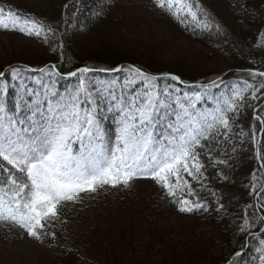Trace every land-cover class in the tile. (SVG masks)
I'll return each mask as SVG.
<instances>
[{"label":"snow or ice","instance_id":"6c2138e0","mask_svg":"<svg viewBox=\"0 0 264 264\" xmlns=\"http://www.w3.org/2000/svg\"><path fill=\"white\" fill-rule=\"evenodd\" d=\"M152 3L182 26L220 30L199 0ZM3 11L0 28L18 30L43 42L50 34L56 38L50 25L11 12L4 18ZM260 38L264 42V33ZM6 71L19 84H12L17 91L10 101L6 72L0 71V224L19 228L41 243L49 237L55 240L56 233L50 229L65 203H78L81 193H96L106 186L130 188L136 179L154 181L182 213L207 211L185 176L200 183L205 169L201 161L207 147L204 142L232 131L247 95L253 101L264 99L257 95L264 90V71L256 70L248 71L253 83L244 80L229 86L218 77L197 84L199 91L191 94H181L173 84L161 87V77L133 65L80 67L67 73L77 83L63 91L57 87V78L63 77L55 64L27 69L43 74L46 82L37 81L39 88L24 83L23 68ZM96 71L126 75L123 83L96 82L88 76ZM164 79L178 81L179 77L164 74ZM216 89L221 90L219 95ZM255 111L254 119L264 126L259 114L264 108ZM109 120L112 126L106 128ZM260 167L264 169V164ZM250 227L245 219L241 231ZM259 252L264 264V248ZM242 255V251L235 252L228 264H243L237 259Z\"/></svg>","mask_w":264,"mask_h":264},{"label":"rangeland","instance_id":"374dc122","mask_svg":"<svg viewBox=\"0 0 264 264\" xmlns=\"http://www.w3.org/2000/svg\"><path fill=\"white\" fill-rule=\"evenodd\" d=\"M52 1L0 0V9L4 10V18L9 15V12L21 17L34 18L42 21L45 25H50L56 37L54 38L50 34L47 42H43L40 38L25 35L18 30H9L8 34L0 33L1 67L19 54L23 53L30 57L42 53L36 40L41 41L47 47L44 49L45 52L50 49L52 53L59 56L62 62L63 53H66L62 36L69 26L67 12L70 5L76 1L81 14L85 13L89 16L110 14L111 20L120 21L118 30L108 32L111 39L108 43L117 46V49L125 55L134 54L138 60L143 58L144 62L154 60V62L165 65L164 68L169 71L187 66L196 77H205L221 68L219 66L221 61L209 57L211 56L210 50H204L172 30H167L165 23L161 22V14L152 0H123L118 3L116 0H69V3H65L62 8L53 4ZM203 1L222 21L226 22L224 23L226 27L230 24L226 20L232 22L238 18L236 20L238 21L243 15L247 14L246 16L249 17V15L258 13L257 8L250 4V0ZM59 9L64 18L62 31L57 30L55 26L59 20L57 15ZM43 15L49 21L41 20ZM222 32L218 31L216 34L222 36ZM59 44L63 45L62 49L58 47ZM43 67L40 63L35 62L32 66L23 68V80L28 87L39 88L41 83L46 80L39 71H27V69L38 70ZM8 68L6 67L2 71L6 72V79L9 83L8 96L11 101L17 91L12 87V84L18 85L19 81L12 80V77L7 74ZM169 71L166 70V72ZM170 73L169 75H171ZM125 75L123 71L111 73L96 71L88 74L96 82L116 80L117 83H123ZM69 79L72 80L69 85V89H71L76 85L77 79L76 77ZM37 81L41 83H37ZM202 81L203 79H198L196 84L186 83L187 86H180L170 79H164L163 76L159 84L161 87L166 83L173 84L175 90L181 94L183 92L191 94L199 91L195 86L205 83ZM179 82L180 78L177 83ZM56 83L61 90L63 82L57 78ZM227 83L229 86H233L242 82L231 80ZM64 85L66 86V83ZM215 91L219 95L221 90L216 89ZM253 102L255 101L249 94L246 96L244 105L252 106L255 104ZM211 106V104L197 105V107ZM256 114L257 112L254 111L253 115ZM111 126V120L105 123L106 128ZM237 135L238 139L245 144L250 143L253 147L256 146L257 152L260 153L261 134L258 138L256 132L249 126H245ZM257 158L262 164L260 154L257 155ZM203 171L204 178L200 183L192 181L186 176L185 179H188L192 184L207 186L209 179L206 170ZM237 184L235 191L231 192L241 199L247 195L246 193H253V187H256L252 180ZM216 187L217 189H214L219 193L222 187L220 184ZM262 192H264V186L258 193L255 191L257 197ZM80 197V202H67L62 206L59 219L50 229L56 233L55 240L49 237L41 243L19 228L0 224V264H61V258L70 252H76V256L80 260L78 264H111L114 260L116 263L119 257L130 258L134 250L140 255L147 254V251H150L149 247H155L148 252L150 260L157 261L161 255L168 254L167 261L176 257L192 261L193 264H208L224 254L228 248L230 250L236 246L241 247L243 242L246 244L242 251L243 255L237 259H242L243 264H261L259 249L264 248V243L252 240V237L245 240L247 234L253 233L250 230L253 226L252 220L245 212L246 209L243 208L245 211L237 213L233 203L220 194L212 203L201 201L206 204L207 211L199 210L192 213L180 212L179 206L174 212L164 209L165 193L150 179H136L127 189L106 186L98 189L96 193H81ZM259 203L256 201V205L259 208L262 207L264 214V201L262 205L261 202ZM221 204L223 208L219 207ZM245 219L249 221L251 227L248 229L249 231L242 232L241 227ZM151 225L164 232L166 244L161 245V240L153 239ZM263 234L264 227L261 235ZM243 239L244 241H242Z\"/></svg>","mask_w":264,"mask_h":264},{"label":"trees","instance_id":"16d2710c","mask_svg":"<svg viewBox=\"0 0 264 264\" xmlns=\"http://www.w3.org/2000/svg\"><path fill=\"white\" fill-rule=\"evenodd\" d=\"M117 3L123 0H116ZM53 4L56 6H62L65 3H69V0H53ZM203 8L210 14L214 24H219L222 36L217 35V29L215 27L212 30H200L195 28L193 24L188 26H182L177 20L171 16L165 14L162 10L157 8L160 12L161 22H164L167 30L177 33L183 38L188 39L198 47L204 50H210L209 57L221 61L219 64L221 68L211 72L205 77H196L195 74L190 71L187 66H181L174 70L165 69V65L154 60H148L144 62L142 59L138 60L134 54L125 55L117 46L108 43L110 35L108 32H115L118 30L120 21L117 19L111 20L110 14L104 16H89L85 13L81 14L78 9L77 2H73L67 12L68 28H66L65 34L62 36L64 45L66 47V53H63V61H60L59 56L56 53H52L49 50L44 51L45 47L41 41L36 40L41 47L40 54L34 56H27L26 54L18 55L15 58L7 61L0 71L6 67H21L26 68L32 66L35 62L45 67L51 65L52 62L57 65V69L61 72L63 78H58L60 82H63V87L69 85L71 82L67 79V73L75 71L80 67H92V68H107L113 69L118 66L133 65L147 71L150 74L157 75L163 79L164 74L170 73L171 75L178 76L183 83H198L197 80L203 79L202 82L209 83L216 78H222L224 81H244L248 80L253 83L252 78L248 76L249 70L264 71V42L261 41L260 34L264 33V0H250V4L257 8L258 13L249 17L246 15L241 16V19L232 22L226 20L229 25L224 26V20L222 21L215 12L209 7L203 0H199ZM116 3V2H115ZM58 22L57 30L62 31L63 26V14L62 11H57ZM56 14V13H55ZM49 21L47 17L43 15L42 19ZM241 20V22H240ZM235 23V24H234ZM114 30V31H113ZM7 29L0 28V33L8 34ZM174 35V34H172ZM173 37V36H172ZM113 40V39H112ZM91 46V47H90ZM90 47V48H89ZM168 70L169 72H166ZM193 73V74H192ZM160 79V81H161ZM257 81L260 79L256 78ZM175 81H173L174 83ZM177 84V82H175ZM258 96H264V90L258 93ZM254 105H243L240 108V113L237 119H235L232 131L225 136H216L215 139L204 142L207 147L201 152V161L205 164V170L209 179V185L202 186L193 184V188L199 197L200 201L213 202L218 194L223 198L231 201L237 213L246 209L247 215L252 220L251 232L255 234L251 239L262 241L264 234L261 235L264 227L263 221V209L256 205V201L259 203L264 201V192L258 195L253 193H246L242 199L239 196H235L231 191H235V185L237 183H246L252 180L255 183L256 192L258 193L262 186H264V169H262L257 158V147L252 146L250 143L245 144L238 139L237 133L241 131L245 126H249L251 130L256 132L258 138L259 134H262L259 148L262 164H264V126L260 125L258 121L254 119L253 112L255 109L264 108V99L257 100ZM264 118V113H259ZM257 143V140H256ZM255 144V143H254ZM211 157V159H209ZM220 158V159H219ZM225 160L226 164H216V160ZM255 173V178H253ZM220 174L224 176L221 177ZM226 177V179H225ZM222 187V190L217 192V185ZM238 185V184H237ZM211 186V187H210ZM215 188V189H214ZM257 197V199H256ZM196 199V197H190ZM171 198L164 197L163 207L168 209V212H174L178 207V204L170 202ZM260 204V203H259ZM260 205V206H261ZM244 208V209H243ZM5 225V224H4ZM249 231V230H248ZM151 233L154 240H161V245L166 244L164 232L153 227L151 225ZM257 234V235H256ZM249 234L245 236V240L249 238ZM259 235H261L259 237ZM155 236V237H154ZM244 241V239L242 240ZM157 242V241H156ZM154 243V242H153ZM156 244V243H155ZM243 242L241 247H234L226 250L224 254L220 255L217 259L210 261L208 264H227L228 261L235 255L237 251H243L245 247ZM150 246V245H149ZM243 246V247H242ZM152 251L155 247H149ZM147 254L140 255L135 250L132 252L130 258H117V262L112 261L111 264H193L191 261L181 258H172L167 261V255H161L157 261L150 260ZM142 253V252H141ZM174 256V255H173ZM79 258L76 256V252H70L61 258V264H78Z\"/></svg>","mask_w":264,"mask_h":264},{"label":"water","instance_id":"95a60500","mask_svg":"<svg viewBox=\"0 0 264 264\" xmlns=\"http://www.w3.org/2000/svg\"><path fill=\"white\" fill-rule=\"evenodd\" d=\"M262 135V134H261ZM260 154V153H259ZM250 237V236H249Z\"/></svg>","mask_w":264,"mask_h":264}]
</instances>
